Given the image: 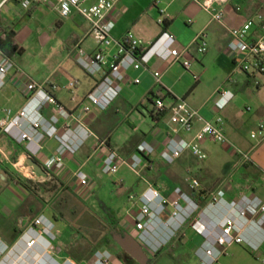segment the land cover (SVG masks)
<instances>
[{"label": "crops", "instance_id": "0c3cea01", "mask_svg": "<svg viewBox=\"0 0 264 264\" xmlns=\"http://www.w3.org/2000/svg\"><path fill=\"white\" fill-rule=\"evenodd\" d=\"M96 1L89 0L88 4ZM156 1H158L157 6L155 5ZM56 3L57 0H51L49 4L33 5L30 9H25L22 6V0H10L4 6L0 12L1 22L5 27L14 29L16 32L15 40L21 52L22 47L18 42L22 28L21 21L25 17L31 19L36 15H39L41 19H46L47 14L43 11L44 8L47 9L46 11L49 9L58 12L55 9ZM223 9L225 16L222 24L214 21L211 14L201 8L195 0H118L115 11L116 27L113 30V36L116 39H122L131 31L142 40L144 46H149L164 31H168L175 36L178 47H189L186 57L192 61L191 68L187 70L181 63L163 61L157 57H153L139 69L129 68L122 83L121 94L113 104L107 110L94 109L83 116V124L94 134L85 141L76 153H67L64 162L53 166L45 177H38L33 167L28 164L29 156L24 144L17 142L9 134L0 132V171H5L6 168L13 169L19 174H24L27 171L30 172L29 175L33 179L58 180L74 190L73 173L81 167L92 179L94 190L97 191L99 181L96 177L102 178L99 172L110 149L118 151L127 159H131L137 152L138 145L142 142H148L156 148V151L145 157L142 169H146L150 175L151 173L155 174L153 182L156 188L163 195L172 199L175 197L176 188L180 187L183 190L186 188L187 179L191 177L189 173L195 169V167L191 168V161L195 159L203 161L189 151L185 152L174 164H167L163 158L171 138L190 140L204 124L203 120L198 119L192 132L180 131L178 134L176 133L177 126L171 123L170 110L179 99H184L197 109L206 120L216 122L217 118L222 116L224 131L230 141L245 151H251L249 162L241 163L237 158L238 161L229 164L228 173L231 174V177L237 178V181L232 184L225 177L222 181L223 188L226 190L224 197L232 201L247 194L259 196L264 200V140L258 141V145L250 144L247 135L249 126L257 129L259 120L264 116V106L256 111L249 106L251 108L249 111L252 113L246 118L239 115L234 100L223 110H218L215 106V100L221 90H232L235 94L233 99H235L237 90L246 89L255 80L251 75H246V78L242 77L240 80L233 79L239 70L235 65L234 55L228 47L231 39L229 28L241 26L249 17L264 11V0H231ZM161 10L166 12L165 26L158 23ZM65 19L73 21V27L69 30L66 38L71 55L76 54L78 45L90 53L99 49L95 39L89 34L90 25L83 17L73 13ZM63 22L59 19L57 25L61 26ZM201 32H205L209 43L207 52L203 54L197 52V46L194 43L196 36ZM73 49L75 51L72 52ZM105 50L108 60H111L117 48L110 46ZM20 54L17 55L16 62L27 74L42 84L70 113L76 115L81 113L87 94L95 87L99 78L93 77L92 80L88 79L84 82L79 78L66 81L61 79L58 81L40 80L22 67L18 59ZM213 64L221 66L222 70L227 72L229 76L223 86L217 85L213 89H208L206 77ZM155 72L162 74L161 83L157 82ZM15 74L9 77L7 84L0 92V119L5 116L6 109H11L13 113H17L27 103L24 83L18 82ZM195 75L199 76L198 81L195 80ZM258 78L260 84L257 87L264 88V75ZM73 79L79 80V85L71 91L66 86ZM136 79L140 81L136 82ZM158 98L164 101L167 111L160 119L152 114L155 109V101ZM42 113L46 118L58 115L56 105L51 103L44 106ZM66 123L74 127L77 121L74 117L66 120L60 116L57 127L63 130ZM99 139L106 140V147L96 149ZM207 141L203 143V149ZM59 144L56 138L46 137L41 143V151L33 158L44 167L45 161L57 152ZM253 146L256 148L252 150ZM229 151L231 154H235L232 150ZM209 163L210 165H205V167H213V162L210 161ZM21 165H24V172H21V168H19ZM176 165H180V167L175 168ZM169 170L173 171L174 185L167 184L170 182ZM5 178L4 172H0V236L10 246H14L19 251L23 250L22 238H24V234L32 226L34 220L42 214L55 223L58 233L62 229L65 230L66 227L59 216L47 207H43L37 197L30 204H27L32 191L11 180L10 176L8 184L5 185ZM224 214L223 210L221 212L207 210L202 220L205 224H210L216 219L222 218ZM164 217L167 218L168 216L164 215ZM181 231H184L181 235L186 242L195 241L199 245L204 242V237L198 234L193 227ZM137 233L139 232L136 229L131 231V234L138 239ZM48 241V236H42L30 262H39V264H93L90 260L72 251V243L69 240L59 238L53 241L50 247H48ZM259 255L264 257V249L260 251ZM190 259L195 264L198 262L197 256Z\"/></svg>", "mask_w": 264, "mask_h": 264}, {"label": "built area", "instance_id": "2783aa9c", "mask_svg": "<svg viewBox=\"0 0 264 264\" xmlns=\"http://www.w3.org/2000/svg\"><path fill=\"white\" fill-rule=\"evenodd\" d=\"M10 0H0V12ZM201 8L211 14L214 21L223 24L225 12L223 7L231 0H195ZM51 0H22V6L30 9L33 5L49 4ZM89 0H57L55 9L63 18H68L73 13L83 17L90 25L89 34L95 39L99 49L90 53L81 45L76 49L77 63L92 77H97L98 82L87 94L81 113H70L54 96H52L42 84L27 74L12 58L0 48V92L7 84L12 74L17 76L18 82L24 83V92L27 103L17 113L11 109L5 110V116L0 119V132L12 136L17 142L23 143L27 155L34 157L41 151V143L46 137H54L59 141L57 152L51 155L44 163L47 172L56 164L64 162L67 153H76L85 141L94 133L87 128L82 118L94 109L107 110L120 96L122 83L126 78L129 68L139 69L147 64L153 57L163 61L181 63L189 70L192 61L186 57L189 47L177 46L176 38L168 31H164L149 46H144L141 39L133 32H128L122 39L113 36L116 27V7L118 0H97L88 4ZM158 1L155 5L157 6ZM161 26L166 24V12L161 10L158 20ZM225 26V25H224ZM229 50L234 55V62L238 70L245 75L255 78L257 85L260 84L258 77L264 75V11H260L249 17L241 26L229 28ZM197 52L203 54L208 50V40L205 32L199 33L194 42ZM115 46L117 51L108 60L105 48ZM158 83H161L162 74L155 72ZM195 80L199 76L195 75ZM136 79V82H139ZM79 85V80H71L66 88L71 91ZM235 97L232 90L224 89L218 92L215 106L223 110ZM48 103L56 105L58 115L46 118L42 110ZM165 109L162 99L155 101V110ZM248 110H251L248 107ZM171 123L175 124L176 133L180 131L192 132L195 122L204 121L202 128L190 140L171 138L166 146L163 158L167 164H174L187 151L201 160L207 158L203 149V143L211 140L219 144L230 143L235 147L232 150L239 158V162L247 163L251 160V151H245L233 144L226 135L223 127L224 119L219 116L216 122L203 118L200 112L193 108L186 100L179 99L170 110ZM60 116L69 120L74 117L76 126L66 123L63 130L57 127ZM252 139L264 140V116L259 120L257 129L251 134ZM106 140L99 139L98 147H106ZM256 146L252 147V150ZM156 148L142 142L137 147V152L127 159L118 151L110 149L102 165V173L115 174L124 165L139 174L144 165L146 156H150ZM21 172L24 165H21ZM74 190L83 199L90 198L94 193V183L89 175L80 167L73 173ZM192 190H198V179H187ZM175 197L168 199L162 192L150 185L140 197V209L135 216V229L139 232L138 240L143 245L157 249L159 245L168 242L177 232L192 218L198 210L197 202L182 188L175 190ZM207 208L200 214L199 219L193 224L198 234L204 237V242L198 248L196 256L198 264H214L226 254L227 248L235 243H246L260 254L264 249V200L255 195H242L238 200H227L224 193L213 194ZM207 210L224 211L222 218L210 224L203 222ZM164 215L168 217L165 218ZM48 236V247L57 239L56 225L46 215L36 218L32 226L24 234L22 241L23 250L19 251L10 246L0 236V264H39L30 262L33 252L39 244L42 236ZM32 258V259H31ZM97 264H114L112 255L108 250L98 252Z\"/></svg>", "mask_w": 264, "mask_h": 264}, {"label": "rangeland", "instance_id": "374dc122", "mask_svg": "<svg viewBox=\"0 0 264 264\" xmlns=\"http://www.w3.org/2000/svg\"><path fill=\"white\" fill-rule=\"evenodd\" d=\"M46 10L45 8L43 10L47 14L46 19H41L39 15H36L31 19L25 17L21 21L22 28L18 36V42L22 47V52L18 56L20 64L40 80L58 81L61 79L66 81L72 78H79L82 82L88 79L92 80L93 77L77 63V55H71V50H68L66 38L69 30L73 27V21L62 19L63 17L61 18V15L54 10ZM59 19L64 21L61 26L57 25ZM228 76L229 74L222 70L221 66L213 64L206 77L207 88L223 86ZM242 77L246 78V75L239 70L233 79L240 80ZM255 81H252L253 83L246 89L237 90V96L233 99L239 115L243 118L249 117L252 113L247 107L250 106L256 111L264 106V88L257 87ZM261 89L263 91L260 92ZM255 131L253 127L249 126L247 135L250 144L258 145V139L251 138L252 132ZM234 149L235 147L230 143L219 144L208 140L204 146L207 158L203 161L198 159L191 161V168L195 167V169L189 175L199 180L200 187L195 190L197 197H193V190L188 182L184 190L197 202L199 208L168 242L159 245L157 249L144 245L150 258L148 264H195L191 262L190 258L196 256V252L202 244H196L195 241L186 242L181 235L184 231L181 230L193 227L199 215L204 212L212 200L213 194L224 193L225 195L226 190L222 185L225 177L232 184L237 181V178L231 177L227 170L229 164L238 161L237 155L231 154L229 151ZM210 161L213 162V167H205V165H210ZM179 167L180 165L175 166V168ZM0 172H4L5 185H7L9 174L3 170ZM25 173H20V175L31 180L30 185L33 189L27 204L37 197L41 205L56 213L67 228L62 229L59 233L56 230V240L59 238L69 240L72 243V251L90 260L93 264H97L98 252L105 250H108L112 255L114 264H140L127 252H123L115 243L104 249H98L97 246L104 236H109L112 230L109 224L110 219L118 221L117 231L131 233L135 229L134 218L140 209V197L148 186L156 187L153 182L155 174L151 173L150 175L146 169H141L137 174L126 165L122 166L115 174H104L100 169L99 173L102 178L96 177L99 181L97 191L90 198L83 199L69 185L58 180L33 179L29 175L30 172L26 171ZM172 174L173 171L169 170L170 182L167 184L174 185ZM109 213H111L110 217H108ZM197 261L199 262V260ZM214 264H264V257L246 243H235L229 246L226 254Z\"/></svg>", "mask_w": 264, "mask_h": 264}, {"label": "trees", "instance_id": "16d2710c", "mask_svg": "<svg viewBox=\"0 0 264 264\" xmlns=\"http://www.w3.org/2000/svg\"><path fill=\"white\" fill-rule=\"evenodd\" d=\"M16 32L12 27H5L0 19V48L16 62L17 55L21 53V49L18 47V44L15 40ZM167 113L166 108L162 111H156L153 110L152 114L157 116V119H160ZM6 173L9 174L11 180H14L16 183L24 187L25 189L32 191L33 189L31 187V181L24 176H21L19 173H17L15 170H11L10 168H6ZM193 197H197L196 191H192ZM111 216V213H109L108 217ZM110 228H112L109 236H104L100 242V244L97 246L98 249H104L109 248L113 243L117 244L115 240L113 239V231H117V225L118 221L116 219H110L109 220ZM120 232V231H119ZM123 252H125L121 247H119ZM120 258H123L122 256H119Z\"/></svg>", "mask_w": 264, "mask_h": 264}, {"label": "water", "instance_id": "95a60500", "mask_svg": "<svg viewBox=\"0 0 264 264\" xmlns=\"http://www.w3.org/2000/svg\"><path fill=\"white\" fill-rule=\"evenodd\" d=\"M28 164L33 167L34 172L38 177H45L48 175V172L45 170L42 164L33 157H29ZM112 234L117 245L134 259H136L140 264L149 263L150 258L144 248V245L135 236L129 232L119 231H113Z\"/></svg>", "mask_w": 264, "mask_h": 264}]
</instances>
